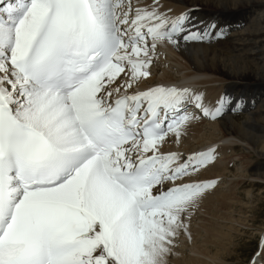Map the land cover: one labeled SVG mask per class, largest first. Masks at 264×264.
<instances>
[{
  "label": "snow or ice",
  "instance_id": "1",
  "mask_svg": "<svg viewBox=\"0 0 264 264\" xmlns=\"http://www.w3.org/2000/svg\"><path fill=\"white\" fill-rule=\"evenodd\" d=\"M131 12L124 0H0V264H167L182 214L215 187L176 183L214 148L180 162L159 146L194 118L186 102L215 119L226 101L128 89L150 76L157 41L216 25L185 34L188 12Z\"/></svg>",
  "mask_w": 264,
  "mask_h": 264
},
{
  "label": "bare ground",
  "instance_id": "2",
  "mask_svg": "<svg viewBox=\"0 0 264 264\" xmlns=\"http://www.w3.org/2000/svg\"><path fill=\"white\" fill-rule=\"evenodd\" d=\"M137 2L149 8L158 4L159 12L172 17L188 12L191 23L199 27L215 24L216 28L224 29V34L217 35L218 32H214L203 42L194 43L159 41L160 44H156L157 50L151 53L152 61L157 60L159 63L154 75L150 73L149 77L141 78L128 92L157 85L174 86L187 88L193 95H200L206 107H215L227 95L230 97L229 106L239 103L241 107L239 111L218 116L213 122H202L206 117L201 110L202 120L188 121L182 125V138L179 137L178 141L174 134L169 133L159 146L160 151L191 153L219 142L215 153L219 151L225 154L241 146V149H250L256 155L264 156V0ZM163 64H166V68ZM125 78L122 74L117 83L123 82ZM207 128L211 130H208V134ZM239 156L237 158L241 164L236 169L238 177L244 179L250 176L251 182L264 183V164L260 166L248 160L252 156L250 153H240ZM227 159L230 156L218 157L216 162L207 165L198 171V176L192 178L224 179L229 170L230 160ZM243 179L237 178L227 184L228 188L221 193L212 192L211 197V189L206 190L199 199L201 204L197 212L193 215L189 212L182 214L187 231L180 229L173 237L172 252L166 258L167 264H222L223 256H229L236 250L234 234L239 233V229L235 224L242 223L234 216L235 211H238L234 206L242 202L236 190ZM245 193L248 197V194H252L249 190ZM190 238L196 242H191V247H187L183 240ZM261 254L264 255V244L261 246Z\"/></svg>",
  "mask_w": 264,
  "mask_h": 264
},
{
  "label": "rangeland",
  "instance_id": "3",
  "mask_svg": "<svg viewBox=\"0 0 264 264\" xmlns=\"http://www.w3.org/2000/svg\"><path fill=\"white\" fill-rule=\"evenodd\" d=\"M157 64H159L158 61L154 60V61H152V64L149 65L150 66L149 71H150L151 75H154L153 72H155V70L158 68ZM163 66L165 67L166 64H163ZM216 83L218 84V82H216ZM215 84H213V85H215ZM207 85H212V84H207ZM239 116L242 117L243 115H239ZM208 130L211 131L210 129L207 128V130H206L207 134L209 132ZM180 137L182 138V136H180ZM183 137L188 138V136H186V135H183ZM163 143H164V141H163ZM183 147H184V145H183ZM193 147L196 148L197 146L193 145ZM241 148L242 147L239 146L238 148H236L232 151H227L225 154H220L219 158L230 156V159H227V161L230 160L229 161L230 165L228 167L229 170L227 169L228 172L225 174L224 179H220L223 177L216 179V182H218V180H219V183L216 184L217 186L215 185L216 187L209 190L210 197L213 196L214 193L223 192L225 189L228 188V185L232 181L236 180L237 178L243 179L241 177H238V175L236 173V171H237L236 169L238 167H240V164H241L240 163L241 161H239L237 158V157H240L239 156L240 153H242V154L250 153L252 156L248 157L247 158L248 160L251 159L250 161H252V162L255 161L254 163L257 165H260V166L264 164V156H258L250 149L246 150V149H241ZM243 159H245V158H243ZM261 163H263V164H261ZM259 170L261 171L263 169H259ZM228 173H231L232 175L228 174ZM233 175H235V176H233ZM213 178H215V177H213ZM250 178H251L250 176H245V178H244L245 180L243 179V181H241L239 183V185H238L239 187L236 190L238 193H240V200L242 199V202H240L238 206L237 205L234 206L235 210L238 209V211H235L234 216H235V218L239 219L243 225L238 224V223L235 224L236 227L239 229V233L234 234V236L236 237L234 239V241H235L234 244L237 245L236 250L232 251L230 253L231 255H229V256L227 254L224 255L223 257H225V258H223L222 264H250L255 250L257 248H259V246H260V240H261L262 234L264 232V183L251 182L250 180H252V179H250ZM218 185L221 187H218ZM248 190L250 191V193H252V194H248L250 197L246 196V193H245ZM212 192H213V194H212ZM199 199H201V198H199ZM199 199L193 205L194 207L192 206L191 209L188 210L186 213L189 212V214L193 215L197 212V208L201 204ZM190 211H192V212H190ZM263 236H264V234H263ZM197 239H199V238H197ZM187 240H183L184 244L185 245L187 244L186 245L187 247H191V242L192 243H193V241H194V243L196 242L195 240H193L191 238H190V240H188L189 242ZM199 241H201V240H199ZM263 241H264V239H263ZM230 250H232V249L230 248ZM257 258L260 262H262L261 264H264V255L263 254L260 253V255L257 256ZM259 261L253 262V263L258 264Z\"/></svg>",
  "mask_w": 264,
  "mask_h": 264
}]
</instances>
